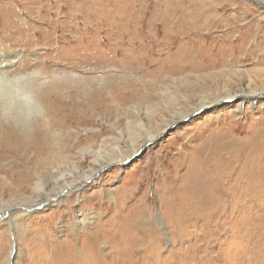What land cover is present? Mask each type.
I'll use <instances>...</instances> for the list:
<instances>
[{
  "label": "rangeland",
  "instance_id": "374dc122",
  "mask_svg": "<svg viewBox=\"0 0 264 264\" xmlns=\"http://www.w3.org/2000/svg\"><path fill=\"white\" fill-rule=\"evenodd\" d=\"M0 61V264H264V0H0Z\"/></svg>",
  "mask_w": 264,
  "mask_h": 264
},
{
  "label": "bare ground",
  "instance_id": "6f19581e",
  "mask_svg": "<svg viewBox=\"0 0 264 264\" xmlns=\"http://www.w3.org/2000/svg\"><path fill=\"white\" fill-rule=\"evenodd\" d=\"M202 29H203L202 27L199 30H196V31H189V29H186V30L180 29L177 34H175V32H173L170 35L172 37H176L180 41L179 44H181V46H184L187 43V41H188V39H189V37L191 36L192 33H197V32L200 33V31H202ZM172 37H171V41H173ZM168 46H171V48H172V45H171L170 42H169ZM0 64H3V61H0ZM188 64H189V58L187 57V58L184 59L182 68L186 69V66ZM6 68L7 67L5 65L1 66L0 67L1 72H3ZM23 83H24V78H22V77L0 78V111L2 112L3 116L11 115L14 118L17 117L18 119L21 120V121H18V122H21L24 126L28 127L30 125H28L26 123L27 122V118L24 119L26 114L23 112V110H28L31 105H36V106L39 107L40 104H41V106H42V101H40V99L36 96V93H34V91L32 89H29V88L25 87L23 85ZM262 86L263 87H261V88H252V87L251 88H247L244 91H241V90H238L237 92L233 91V93L230 94L229 97L230 98H233V97L237 98L238 97V98H241L244 101H246V100H251L252 101V99H255L257 96L264 95V85H262ZM199 106H201V105H199ZM198 108H200V107H197V109ZM28 114H29V112H28ZM157 135H158V133H153L152 135H150L148 137V139L145 140L144 143H142V145H147L155 137H157ZM224 143H226V142H223V144ZM210 144L211 143L208 142L206 145H204V147H208ZM135 150H138V149H135ZM199 154L200 153L197 151V158H199ZM258 160L260 162L264 161V156H260L258 158ZM259 161H258V163L261 164ZM108 164H110V163L109 162L105 163V165H108ZM232 202L235 203V198H232ZM29 206H34V205H29ZM14 207H15V205H13L11 210H13ZM93 241H94V239H93Z\"/></svg>",
  "mask_w": 264,
  "mask_h": 264
}]
</instances>
